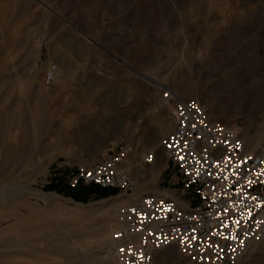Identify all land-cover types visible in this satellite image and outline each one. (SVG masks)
<instances>
[{
    "label": "rangeland",
    "instance_id": "obj_1",
    "mask_svg": "<svg viewBox=\"0 0 264 264\" xmlns=\"http://www.w3.org/2000/svg\"><path fill=\"white\" fill-rule=\"evenodd\" d=\"M166 88L264 151L251 143L264 142V0H0V264H105L98 236L132 196L77 199L66 176L122 143L149 154L162 130L160 146ZM146 173L132 193L184 200L164 155ZM177 254L166 264H186ZM241 264H264V238Z\"/></svg>",
    "mask_w": 264,
    "mask_h": 264
},
{
    "label": "built area",
    "instance_id": "obj_2",
    "mask_svg": "<svg viewBox=\"0 0 264 264\" xmlns=\"http://www.w3.org/2000/svg\"><path fill=\"white\" fill-rule=\"evenodd\" d=\"M57 75L58 65L50 63L44 85H54ZM161 99L173 104L174 127L160 147L176 168L184 200L141 194L118 211L108 250L116 264H154L156 254L170 247L188 264H241L264 238V151L251 150L236 128L212 121L198 99L180 98L171 88ZM136 162L150 164L152 156L122 143L72 168L66 183L128 195L136 186Z\"/></svg>",
    "mask_w": 264,
    "mask_h": 264
},
{
    "label": "bare ground",
    "instance_id": "obj_3",
    "mask_svg": "<svg viewBox=\"0 0 264 264\" xmlns=\"http://www.w3.org/2000/svg\"><path fill=\"white\" fill-rule=\"evenodd\" d=\"M58 78H59V72H58V75H57V80H58ZM56 80V81H57ZM162 86V84L161 83H158V87H161ZM181 98V97H180ZM198 99V98H197ZM159 101H160V103L163 105V106H170L171 105V107H172V113H174V107H173V104H171V103H166V102H164L162 99H161V97H159ZM166 111H167V116L168 115H170V112L168 111V109H166ZM207 111V110H206ZM209 111V110H208ZM207 111V113H208V117H210L211 116V114H213L212 113V111H210V112H208ZM174 117V116H173ZM225 123V122H224ZM234 127V126H233ZM163 134V131L162 130H160L159 132H158V136L156 137V139H154L153 141H152V145H151V148H150V151H149V154H143L144 156H149V155H151L152 156V162L150 163V164H140V163H135L134 164V168H133V170H132V175H133V177L135 178H137V179H141V180H143V179H145L146 178V175H147V171L150 169V168H152V167H158L160 164H161V162H162V160H163V153H162V150H160L159 148H161L160 146H158V142H159V137L161 136ZM244 139V138H243ZM252 140V139H251ZM249 143V142H248ZM251 143H254V147L255 146H260V147H264V142H261L260 140H257V141H255L254 139L252 140V142ZM160 145V144H159ZM248 145V144H247ZM248 147H250L249 145H248ZM253 148V147H252ZM148 152V151H147ZM148 166H150V167H148ZM135 178V179H136ZM24 191H26L27 193H31V194H36V195H40V196H42V197H54V198H62L60 195H58L57 193H55V192H43L42 190H39V189H25L24 188ZM151 193V192H150ZM152 194H154V195H157V196H162V197H169V196H166L167 194H158V193H156V192H152ZM128 195H130V197L133 199V202H131V203H128V204H125V205H122V206H120L119 208H118V210H117V212L122 208V207H124V206H126V205H129V204H132V203H134V202H136L138 199H139V197L141 196V194H139L138 192H136V193H131V194H128ZM121 196H124V195H121ZM121 196H119V197H115V198H113L114 200H116V201H114V202H129L131 199L129 198V197H127V198H123V199H120V197ZM127 196V195H126ZM171 197H173V198H175L176 200H178L176 197H174V196H171ZM68 200H72V199H70V198H68ZM116 220H117V215H116ZM118 223V222H117ZM111 224H110V222L108 223V224H106V225H104V227H103V229H102V231H101V233H100V235L98 236V242H99V244H100V246H103V247H105L106 249H107V253L105 254V256H104V262H105V264H115L116 263V261L114 260V258H113V256H112V254L109 252V250H108V241H109V239H108V235L110 234L109 232H110V229H111ZM118 227H119V223H118ZM117 229V228H116ZM251 247V246H250ZM249 247V248H250ZM249 250V249H248ZM160 252H162L161 253V255H160V257H159V261H160V263L161 264H166V263H168V262H170V261H172V259H173V256H174V254H176V253H178V251H177V249L175 248V247H170V248H167V249H164V250H162V251H160ZM248 252V251H247ZM159 253V252H158ZM157 253V254H158ZM157 254H156V256H157ZM177 256H179V253L177 254ZM156 258V257H155ZM179 258H180V256H179ZM186 264H188V263H186Z\"/></svg>",
    "mask_w": 264,
    "mask_h": 264
},
{
    "label": "trees",
    "instance_id": "obj_4",
    "mask_svg": "<svg viewBox=\"0 0 264 264\" xmlns=\"http://www.w3.org/2000/svg\"><path fill=\"white\" fill-rule=\"evenodd\" d=\"M94 187H97L99 189V186L98 185H95V184H90V185H79L77 187H74V188H70L71 191H70V194L72 196H74L75 198L77 199H80L83 197V195L86 193L85 189H92ZM95 189V188H94Z\"/></svg>",
    "mask_w": 264,
    "mask_h": 264
},
{
    "label": "snow or ice",
    "instance_id": "obj_5",
    "mask_svg": "<svg viewBox=\"0 0 264 264\" xmlns=\"http://www.w3.org/2000/svg\"><path fill=\"white\" fill-rule=\"evenodd\" d=\"M227 159V158H226ZM197 174H199V173H197ZM225 227H226V225H225ZM196 239V236L195 235H193L192 236V240H195ZM189 243H191V241H189Z\"/></svg>",
    "mask_w": 264,
    "mask_h": 264
}]
</instances>
